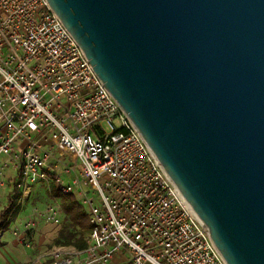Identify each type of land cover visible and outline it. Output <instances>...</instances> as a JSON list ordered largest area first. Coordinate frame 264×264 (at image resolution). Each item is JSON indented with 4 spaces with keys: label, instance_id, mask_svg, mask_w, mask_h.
Masks as SVG:
<instances>
[{
    "label": "water",
    "instance_id": "water-1",
    "mask_svg": "<svg viewBox=\"0 0 264 264\" xmlns=\"http://www.w3.org/2000/svg\"><path fill=\"white\" fill-rule=\"evenodd\" d=\"M227 264H264V0H47Z\"/></svg>",
    "mask_w": 264,
    "mask_h": 264
},
{
    "label": "built area",
    "instance_id": "built-area-1",
    "mask_svg": "<svg viewBox=\"0 0 264 264\" xmlns=\"http://www.w3.org/2000/svg\"><path fill=\"white\" fill-rule=\"evenodd\" d=\"M8 169L89 208L87 247L51 264H227L47 0H0V188Z\"/></svg>",
    "mask_w": 264,
    "mask_h": 264
},
{
    "label": "rangeland",
    "instance_id": "rangeland-1",
    "mask_svg": "<svg viewBox=\"0 0 264 264\" xmlns=\"http://www.w3.org/2000/svg\"><path fill=\"white\" fill-rule=\"evenodd\" d=\"M68 179L69 178L66 177V180ZM26 197H29V200L25 205L20 206L21 213L25 216V226L23 227L22 234L24 235L26 246L31 245L32 248H35V257L37 259L34 260L35 264H51L57 259V256L61 258L69 256V253L74 252V250L66 248L69 246H61L57 243L60 233L64 229L71 230L64 213L61 215V223L59 225L42 217L49 208H53L57 205L55 203L57 201L51 197L48 188L43 183H37L33 185L31 193L26 194ZM58 200L61 202V198H58ZM59 201L57 203H59ZM81 205L85 209L90 220L88 206L83 203ZM75 232L78 236L83 234L82 229H77Z\"/></svg>",
    "mask_w": 264,
    "mask_h": 264
},
{
    "label": "crops",
    "instance_id": "crops-1",
    "mask_svg": "<svg viewBox=\"0 0 264 264\" xmlns=\"http://www.w3.org/2000/svg\"><path fill=\"white\" fill-rule=\"evenodd\" d=\"M4 180L6 184L0 188V219L4 210L8 207L14 191H17L20 197L18 200V214L7 229L0 231V264H35L34 260H37L35 257V248H32L31 245L26 246L24 235L22 234L23 227L25 226V216L22 215L20 206L25 205L29 197H26L24 192L17 190L15 187V182L18 181L15 170L8 169L5 172ZM66 248L80 250L76 246Z\"/></svg>",
    "mask_w": 264,
    "mask_h": 264
},
{
    "label": "trees",
    "instance_id": "trees-1",
    "mask_svg": "<svg viewBox=\"0 0 264 264\" xmlns=\"http://www.w3.org/2000/svg\"><path fill=\"white\" fill-rule=\"evenodd\" d=\"M19 193L14 191L13 197L10 200L8 207L4 210L2 217L0 219V231L7 229L10 223L15 219L19 212L18 200ZM54 197L61 198V206L63 213L68 221V226L70 229H64L60 233L58 244L61 246H76L80 250L87 247V243L83 237L78 236L75 232L77 229H82L83 231L91 228L90 220L85 212V209L79 203V201L73 196L63 195L56 189H54Z\"/></svg>",
    "mask_w": 264,
    "mask_h": 264
}]
</instances>
